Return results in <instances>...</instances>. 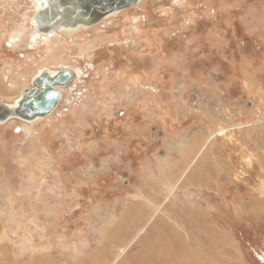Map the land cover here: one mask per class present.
<instances>
[{
	"label": "rangeland",
	"instance_id": "374dc122",
	"mask_svg": "<svg viewBox=\"0 0 264 264\" xmlns=\"http://www.w3.org/2000/svg\"><path fill=\"white\" fill-rule=\"evenodd\" d=\"M33 6L0 0V102L51 54L82 71L0 124V264H264V0H143L34 47Z\"/></svg>",
	"mask_w": 264,
	"mask_h": 264
},
{
	"label": "water",
	"instance_id": "95a60500",
	"mask_svg": "<svg viewBox=\"0 0 264 264\" xmlns=\"http://www.w3.org/2000/svg\"><path fill=\"white\" fill-rule=\"evenodd\" d=\"M143 0H45L42 7L34 8L30 17L33 32L30 44L40 36L56 32L73 35L80 28L97 25L106 17H115L120 11ZM160 1V0H159ZM73 79L67 68L50 70L40 68L13 103L0 102V124L9 119L25 123L50 115L62 99L61 88Z\"/></svg>",
	"mask_w": 264,
	"mask_h": 264
},
{
	"label": "bare ground",
	"instance_id": "6f19581e",
	"mask_svg": "<svg viewBox=\"0 0 264 264\" xmlns=\"http://www.w3.org/2000/svg\"><path fill=\"white\" fill-rule=\"evenodd\" d=\"M32 2H33V4H34V8H39V7H42V6H44V4H45V0H31ZM107 18H109V17H106V18H104V19H107ZM133 18H135V19H133L132 21L133 22H136L137 20H138V18L136 17V16H133ZM103 19V20H104ZM102 21V20H101ZM100 21V22H101ZM99 22V23H100ZM98 23V24H99ZM18 26V25H17ZM92 27V26H91ZM88 28H90V27H88ZM88 28H80L77 32H80V31H83V30H87ZM76 32V33H77ZM75 34V33H74ZM40 37H38V38H36L35 39V41L33 42V43H31L30 45L31 46H35V45H37L36 43V41H37V39H39ZM90 41V40H89ZM87 44V43H86ZM88 45V44H87ZM88 46H84V49L85 48H87ZM51 49V48H50ZM50 52V51H49ZM59 54V53H58ZM59 58V56L57 55V54H51L49 57H47V59H46V62L45 61H43V62H45L44 64V68H48V69H50V70H57V69H52V67H50L49 66V64H58V65H60L59 64V62H57V59ZM42 68V67H41ZM60 68H67V69H71V70H73L72 72H73V79L75 78V76H77V75H79L80 74V72L82 71V70H80V68L79 67H74V66H68V65H65V64H61L60 65ZM59 68V69H60ZM20 76V75H19ZM66 87V86H65ZM65 87H62L60 90H61V92H63L64 91V89H65ZM4 91H2V93H3ZM20 94V93H19ZM18 96V95H17ZM7 103V102H6ZM12 103V102H11ZM42 170V169H41ZM261 188V189H260ZM258 187V189L261 191V193L264 195V180L262 181V185H261V187ZM157 240V239H156ZM162 243V242H161ZM150 243L149 242H147L146 243V245H149ZM155 244V243H154ZM145 250H147V249H145ZM151 252H153V251H151ZM150 261V260H149Z\"/></svg>",
	"mask_w": 264,
	"mask_h": 264
},
{
	"label": "trees",
	"instance_id": "16d2710c",
	"mask_svg": "<svg viewBox=\"0 0 264 264\" xmlns=\"http://www.w3.org/2000/svg\"><path fill=\"white\" fill-rule=\"evenodd\" d=\"M256 257H257V259H258L259 262L263 260V257H262V255L260 256V254L257 255Z\"/></svg>",
	"mask_w": 264,
	"mask_h": 264
},
{
	"label": "flooded vegetation",
	"instance_id": "af4514ba",
	"mask_svg": "<svg viewBox=\"0 0 264 264\" xmlns=\"http://www.w3.org/2000/svg\"><path fill=\"white\" fill-rule=\"evenodd\" d=\"M37 42V41H36ZM37 44V43H36ZM71 70V69H70ZM71 71H73V70H71Z\"/></svg>",
	"mask_w": 264,
	"mask_h": 264
}]
</instances>
